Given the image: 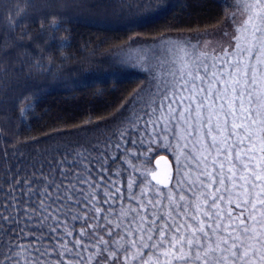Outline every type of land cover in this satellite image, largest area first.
<instances>
[{
    "label": "snow or ice",
    "instance_id": "1",
    "mask_svg": "<svg viewBox=\"0 0 264 264\" xmlns=\"http://www.w3.org/2000/svg\"><path fill=\"white\" fill-rule=\"evenodd\" d=\"M241 6L238 27L205 31L203 43L165 31L121 44L117 67L136 61L148 76L105 122L104 139L23 165L3 153L0 264H264V0ZM42 7L53 31L93 12L143 27L160 10L152 0ZM156 48L182 53L179 66L155 75L143 53ZM34 67L60 75L59 65ZM3 74L17 79L7 64Z\"/></svg>",
    "mask_w": 264,
    "mask_h": 264
},
{
    "label": "trees",
    "instance_id": "2",
    "mask_svg": "<svg viewBox=\"0 0 264 264\" xmlns=\"http://www.w3.org/2000/svg\"><path fill=\"white\" fill-rule=\"evenodd\" d=\"M48 2L0 0V157L6 151L10 162L21 165L38 162L55 147L77 141L92 130L95 135L85 139L93 143L104 139L105 122L111 121L145 81L130 69L108 64L129 37L151 40L165 31L199 37L225 25L231 11L228 0H152L160 10L143 27L127 28L123 16L93 12L53 31L49 27L53 16L42 18V6ZM42 25L46 35L39 38ZM65 39L70 43L60 46L58 42ZM62 55L67 56L63 63ZM37 60L45 66L59 65V77L41 74L34 67ZM6 64L15 69L17 79H4ZM159 155L167 157L171 165L168 152Z\"/></svg>",
    "mask_w": 264,
    "mask_h": 264
},
{
    "label": "rangeland",
    "instance_id": "3",
    "mask_svg": "<svg viewBox=\"0 0 264 264\" xmlns=\"http://www.w3.org/2000/svg\"><path fill=\"white\" fill-rule=\"evenodd\" d=\"M229 5L231 6L230 13L228 15L227 19V24L223 25L225 28H227V25H231L232 28H236L239 26L237 22H242L241 18L243 16V8L241 6L242 0H228ZM187 40L190 41L191 44L195 45L198 41L203 43L204 40L208 39L207 37H202L201 35L199 37L195 36H183ZM195 37V38H194ZM190 51V49H189ZM145 55L146 59H149V63L154 66V74L157 76H160V68H163L164 71H167L169 68H171L172 63H177V67L179 66L178 63V58H182V53L179 51H168L167 49H161V48H156L154 52H148V53H143ZM120 56V52H117L114 55H111L108 64L110 66H113L119 70L122 68H118V60L117 57ZM155 57L154 59H150L151 57ZM104 63V62H103ZM132 70L131 72L140 74L144 77V80L148 76V73L146 71V66L142 63L138 64L136 61H132L131 63L128 64L127 68L125 70ZM162 78V77H161ZM94 132H90V134H85L82 137L85 139L87 137H93L95 135L96 130H92ZM164 152L163 150L159 153ZM153 162L155 161V158H153Z\"/></svg>",
    "mask_w": 264,
    "mask_h": 264
},
{
    "label": "water",
    "instance_id": "4",
    "mask_svg": "<svg viewBox=\"0 0 264 264\" xmlns=\"http://www.w3.org/2000/svg\"><path fill=\"white\" fill-rule=\"evenodd\" d=\"M163 156V155H162Z\"/></svg>",
    "mask_w": 264,
    "mask_h": 264
}]
</instances>
